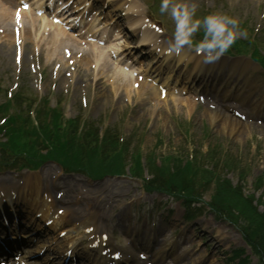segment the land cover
<instances>
[{"label":"rangeland","instance_id":"374dc122","mask_svg":"<svg viewBox=\"0 0 264 264\" xmlns=\"http://www.w3.org/2000/svg\"><path fill=\"white\" fill-rule=\"evenodd\" d=\"M173 2L176 5L173 4V7L178 9L192 6V8L203 10L206 7L209 12L213 13L214 18L219 19L220 23L228 20L222 16L227 15L229 23L234 22L233 24L238 27L244 23L242 28L248 25L250 29L256 31L259 40L264 42V0H173ZM227 24L228 22L224 25L227 26ZM1 40L0 48L1 42H7L4 36ZM188 51L193 55L192 48H189ZM10 52L0 49V84L3 89H9L17 83L19 87L26 86L32 89L35 96L48 97L51 106L55 99H63L62 107L66 118L82 114L88 118V123H96L102 127L122 125L124 127L123 135L130 138V148L128 152H122V157L126 158L132 146L140 144L145 162L153 171L159 172L158 166L160 165L164 170L168 168L169 174H172L174 170H177L172 161L182 156H191L195 151L198 154H205L203 163H207L208 166L213 165L214 169H218L221 164L230 165L232 171L229 170L231 173L228 174V177L234 184L238 182L237 172L244 170L247 177L244 180L239 174L238 184H243L244 193L250 194L249 198L252 201L261 203L259 212L264 211V195L261 197L260 191L253 193L254 186L252 185L257 177L264 176L263 110L259 114L262 120L261 125L256 124V127L249 128L241 140H236L234 136L220 132L222 128L212 124L206 117L204 108L196 103L194 106L193 101L175 105L172 102L173 97L158 101L151 94L145 96L130 88L131 91L123 88L114 94L111 91V86V89L105 87V77L87 88L82 85L74 87L68 84L67 89L61 77L54 75L51 67H47V62L43 57L38 59L39 63L41 61L43 72L34 76L29 73L28 68L31 65L28 58L30 55L25 54L19 72H16L13 51ZM248 83L255 91L254 99L264 101V76H250ZM2 100L3 96H0V101ZM234 105L235 103H232L231 107ZM253 120L255 122V119ZM70 140L69 143L72 144V139L70 138ZM58 144L61 145L59 141ZM53 149L55 148L53 147ZM170 156L171 159L168 158ZM38 176L45 177L44 185L45 183L53 185L54 193L63 190L64 198L65 194L69 192L72 195L71 199H84V191L90 190V188L95 189L93 187L96 186L109 192L122 191L125 194L129 191L132 193L131 195H134L135 198H130V195L128 198L122 197L120 202L123 207L119 210L117 208L120 205L116 206L115 203L110 202L104 209L103 204L100 208L103 210L99 216L107 220L103 222L106 224L104 229L107 231V235L108 232L115 231L113 233L115 242L111 243L116 251H120L125 257L131 256L133 259L137 258L139 253H143L148 257L145 261L149 264L151 263L149 257H152L155 252L153 247L156 245L153 244L148 249L145 248V245H151L150 238L144 239V236L146 238L149 234L155 236V240L159 242L162 240L171 241L173 246H177L171 250L173 256H167L163 262L158 264H192L191 259L195 257L193 252L186 250L187 246L183 243L186 241V237L182 234L183 232L190 229V233L197 236L196 239L200 238L197 240L199 244L207 245L211 236L208 235L209 231L204 230V227L200 225L202 221L222 226L228 233L233 231L232 226L215 218L202 204L193 210L194 219L185 221L183 209L178 202L158 194L146 193L142 189L140 181L129 178L127 174L121 177H107L98 182H88L76 176H63L55 165L49 164L41 168ZM170 177L172 176L166 175L165 179H170ZM23 178L24 176L21 175L15 178L5 173L0 175V183L19 186ZM50 178L53 182H49ZM207 180H209L208 177ZM259 184H264V180H261ZM82 191L83 194H81ZM212 194L213 189L210 186L202 195V200L208 201ZM69 195L67 194V196ZM152 225L154 228L151 231ZM138 231H143L144 234H139ZM212 246L217 247L218 245L213 243ZM238 249L243 250L242 257H248L247 264H258L257 259L243 241L232 242L230 246L219 249V252H217V247V260L207 264H239L238 259H232L234 252ZM49 255L54 256L53 253H49ZM172 257H176V260L173 261ZM96 261L99 262V258ZM55 262L57 263V261ZM197 264L201 263L198 261Z\"/></svg>","mask_w":264,"mask_h":264},{"label":"bare ground","instance_id":"6f19581e","mask_svg":"<svg viewBox=\"0 0 264 264\" xmlns=\"http://www.w3.org/2000/svg\"><path fill=\"white\" fill-rule=\"evenodd\" d=\"M5 4L6 5L7 4L12 5L10 0H0V29H3V32L13 33V27L10 30L11 14H10L9 9L6 7ZM66 4H68V3H66ZM24 16L26 17V15H24ZM126 20L128 21L127 24H128L129 29H131L132 32L135 33V31H137V28H136L137 26H134V28H133L132 19H126ZM23 25L24 24L21 23V26L23 29L22 39H23L24 43H26L27 40H29L27 35L28 36L30 35V30L26 26L23 27ZM33 26H35L34 22H33ZM123 36H124V39H126L127 34H126V36L122 35V37ZM134 36H135V34H134ZM142 36L143 37H141L139 40L140 43L137 44L138 46L139 45L142 46L143 44H145L148 41L147 36H144V34H142ZM12 38H13V35H12ZM131 38L134 39L133 36ZM126 41L127 40H125L124 45H122V47H124V48L128 47L127 45L129 43V41L128 42H126ZM74 44H75V41L71 37H69L65 33H61L60 31H57L56 29H55V32H52L51 38L49 41V45L54 46L55 48L57 47V49L61 48V46H63V45H65V46L70 45L73 47ZM88 46H89V50L92 54L91 56L95 60H96V58L103 56L101 59V63L98 60L96 62H94L96 64L97 69L98 70L102 69V71H103L104 67H109V69H104V70H106V71L110 70L111 69L110 63H109V60L106 58V55H104V52H103L104 50H101V49H95L94 50V48H95L94 44L93 45L89 44ZM0 49L4 50L5 52H8V53H9V51H13V53H15L14 52L15 49H12V46L9 42L6 43L5 45H1ZM56 58L57 57H55L54 60H56ZM199 71H200V69L197 68V66H195L192 70V72H195L194 75L198 74ZM86 72H88L87 69H86ZM99 75H100L99 76L100 78L103 77L102 74H99ZM115 76H117V74ZM115 76H114V78H115ZM189 76H190V74L188 75V78H189ZM78 77H81V75L78 74ZM118 79H119V77L117 78V81H118ZM192 81H194V80L192 79ZM213 81H214V79H213ZM202 82H204V79H202ZM78 83H79V81L77 79L74 82L73 86H77ZM197 83L201 84V82H199V81H197ZM177 84H178V82H177ZM198 86L199 85H197L196 87H198ZM116 88L117 89L120 88L119 83L116 84ZM187 88H189V85L187 86ZM114 93L117 94V90L114 89ZM222 97L223 98L227 97V92H225L222 95ZM209 114H211V112H209ZM212 114L210 115V118H211L210 122L212 124L217 125L218 128H222L220 132L226 133L229 136H234V138H236V140H241L242 137L245 135V133H247L249 131V127L244 125V124H247L246 122H241V120L236 121L235 119H232L230 117L223 116L220 114H215V113H212ZM229 166L230 165L223 166L221 169L222 170H229L230 169ZM25 184H26V189H28V191H25V189L22 190L23 192H20L17 197H18V199H21L20 202L23 203V206H26L24 208L27 209V213L30 216L28 219V222L31 224H34L36 226V229L39 230L40 227L37 224V222L42 221V223H43L44 221H46V219L57 221V222H52V224L50 225L51 227H49V229L50 230H56L57 229L56 227H62L61 229L64 230V232H66L65 236H63L62 240L67 245H70V247L71 246L73 247L77 244L78 237L76 235L79 234V232L82 234V237H85L87 239L92 240L95 237V235L93 233H90L91 229L93 228V220L96 219L98 221H101V219L99 218L98 215L101 213V210H103L105 208V205H107L110 201L111 202L114 201L116 206H118V204H119L118 200L123 196L122 191L105 192V193H101L99 191H86L85 194L87 195V197L85 198V200L86 199H88V200H86L85 203L80 202V203H83V204H81L82 206H78V208H72L71 206L67 205L65 207V210H66L65 214H63L61 217H57V216H55L56 210L55 211L52 210L55 207L54 203H56V202H53V200H52L50 204H47L45 201L43 202V200H42L43 193H41V187L39 186L38 178H32V176H29L25 179ZM47 191H48L49 197L51 198V193H49V190H47ZM24 192H25V194H24ZM100 193H101V195H100ZM131 194L132 193H130L129 191H127L125 193L126 197H128L129 195H130V198L135 197L134 195H131ZM22 195H24V196H22ZM88 196H89V198H88ZM103 204H104L103 209H100ZM23 210H25V209H23ZM18 211H21V210H18ZM38 213L40 214V216H42L40 219L35 217V215H37ZM65 215H68L71 218H77L79 220L76 224H72L71 221L66 222L67 216L65 218ZM96 216H98L99 219H97ZM18 218L22 219V216L18 217ZM121 219H122V221H124L122 217H121ZM200 225H202L204 227V230L205 229L208 230L209 231L208 235L211 236V239L208 241V244H207L208 246L206 244H199L197 242V240L200 238L196 239L197 236L190 233V229H188L186 232L182 233L186 237V239H188L187 244H188V246H190V248H188L187 251L193 252L194 257H195L191 260L192 264H197L198 261L201 264H207L210 261H216L217 260L216 259L217 252H219V249H221V248L223 249V248H225V246H230V244L232 242L241 241L240 236L234 230L228 233L225 231V229L222 226H218L217 224L214 225L213 223H209L208 221H202V223H200ZM1 231L2 230H0V233H1ZM73 232H76V233L74 234ZM11 235L13 238V237H16L17 234L15 233V231L12 230ZM50 235L51 234H48V236H50ZM42 236H44V234ZM48 236L46 237L47 239L41 240L40 242L38 240L34 245H32V243H29V241H30L29 240L27 242L28 245H25L24 250H21L20 248H18L20 252L22 251L19 255H17L19 257V261H22V263H24V264H48L49 259L43 260L42 262H39V263H33V262L28 263L26 261V258L29 255L34 254L32 252L40 251V249H42L44 247V244L49 242ZM20 237L23 241H25L27 238H29L28 234L27 235H21ZM50 239H52V237ZM52 241L53 242L51 244H53L55 242V238H53ZM213 243H215V245L216 244L218 245L217 246L218 247L217 252H216L217 247L212 246ZM18 244H19V246L22 245L20 242H18ZM31 245H32V247H29ZM209 245H211V246H209ZM169 248H170V242L166 243L165 245H161V246L157 247L158 251L154 254L155 259L160 261ZM73 252H74V250H73ZM74 257L77 258L78 262L81 259V257L79 255H77V253H75ZM72 262H73V260H72ZM91 262L93 264V260ZM17 264H20V263H17ZM49 264H51V263H49Z\"/></svg>","mask_w":264,"mask_h":264},{"label":"trees","instance_id":"16d2710c","mask_svg":"<svg viewBox=\"0 0 264 264\" xmlns=\"http://www.w3.org/2000/svg\"><path fill=\"white\" fill-rule=\"evenodd\" d=\"M59 118L58 115L51 117L48 126L52 130H46L48 137H45L44 140L47 144H50L52 149L60 140L61 145L65 147L60 146L59 149L49 152L50 157L59 161L68 170H71L74 166H83L82 161L91 167L99 169L101 167L105 173H119L123 170L122 160L126 161L125 159L128 158L123 159L122 152L117 151V149L110 151V148L116 146L115 143L108 142L104 138L103 142L99 144L95 136L87 138L83 136L84 133L81 134L82 137L76 136L74 128L77 126L75 123L67 122L63 124ZM70 138L72 144L69 143L71 142V140L69 141ZM36 139L38 138L36 137ZM17 142L18 144L14 149L16 154H28L26 151L27 145L20 139ZM36 144L38 143L32 142L28 145ZM101 145L104 151L100 150L99 146ZM65 150L67 151L64 152ZM121 150L124 151L125 149L121 147ZM198 165L196 161L186 163L185 160L179 159L178 165L175 164L177 170L169 174L168 168L167 170L161 168L160 173L158 172L161 175V181L155 178L151 183L155 188H166L172 193L181 195L184 192L190 193V191H193L192 186L196 183L195 186H198L200 181H205L207 177H210L209 182L215 183V194L211 203L214 210L217 214L226 216L232 220L231 222H235L239 226L244 240L259 256L261 264H264V213H258L252 205V201L244 198L238 188L232 187L228 181H221L220 179L214 181L211 174ZM178 167H180L179 170ZM138 168L136 166V170ZM199 174L203 176L197 179ZM166 175L172 176L167 179L169 181L165 179ZM193 179L200 181L196 182Z\"/></svg>","mask_w":264,"mask_h":264}]
</instances>
